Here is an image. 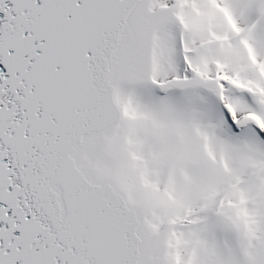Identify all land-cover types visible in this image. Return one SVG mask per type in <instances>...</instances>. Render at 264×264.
<instances>
[{
  "label": "snow or ice",
  "instance_id": "6c2138e0",
  "mask_svg": "<svg viewBox=\"0 0 264 264\" xmlns=\"http://www.w3.org/2000/svg\"><path fill=\"white\" fill-rule=\"evenodd\" d=\"M0 264H264V0H0Z\"/></svg>",
  "mask_w": 264,
  "mask_h": 264
}]
</instances>
